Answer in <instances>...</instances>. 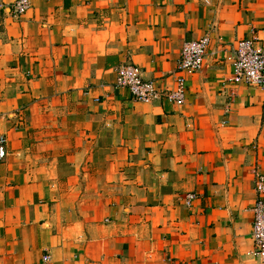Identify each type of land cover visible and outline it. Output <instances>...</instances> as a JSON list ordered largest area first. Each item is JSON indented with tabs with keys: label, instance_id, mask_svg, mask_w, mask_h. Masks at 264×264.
I'll use <instances>...</instances> for the list:
<instances>
[{
	"label": "crops",
	"instance_id": "0c3cea01",
	"mask_svg": "<svg viewBox=\"0 0 264 264\" xmlns=\"http://www.w3.org/2000/svg\"><path fill=\"white\" fill-rule=\"evenodd\" d=\"M15 1L0 0V264H264V90L229 82L228 61L264 40V0H32L18 18ZM205 36L183 105L114 89L125 66L173 89L182 45Z\"/></svg>",
	"mask_w": 264,
	"mask_h": 264
},
{
	"label": "built area",
	"instance_id": "2783aa9c",
	"mask_svg": "<svg viewBox=\"0 0 264 264\" xmlns=\"http://www.w3.org/2000/svg\"><path fill=\"white\" fill-rule=\"evenodd\" d=\"M32 0H16L11 6V14L18 18L25 14ZM209 45L207 36L190 42H185L180 51V58L175 71L173 89L162 93L153 81H144L138 67L125 66L116 73L114 89L126 90L131 98L143 104H151L161 99L181 106L185 102L186 85L184 74L194 73L203 66ZM232 72L229 82L234 85L245 84L264 90V40L257 38L241 40L236 43L233 53L229 56ZM6 139L0 136V160L4 157ZM254 192L256 195L250 209L252 215V256L264 261V175L254 172ZM186 207H190L196 200L195 194L183 197ZM48 256L43 260L47 261Z\"/></svg>",
	"mask_w": 264,
	"mask_h": 264
}]
</instances>
